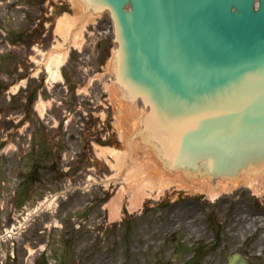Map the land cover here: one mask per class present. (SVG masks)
<instances>
[{
	"label": "rangeland",
	"instance_id": "1",
	"mask_svg": "<svg viewBox=\"0 0 264 264\" xmlns=\"http://www.w3.org/2000/svg\"><path fill=\"white\" fill-rule=\"evenodd\" d=\"M79 14L72 0H0V264H203L211 257L227 264L234 253L264 264L257 244L264 197L247 188L213 201L155 188L131 210L132 187L144 175L128 179V169L102 154L129 151L120 137L129 127L125 102L109 92L112 21L89 18L74 46L56 28ZM59 43L67 57L56 82L49 71L58 54L50 53ZM117 196L122 205L112 220ZM230 198L258 210L263 228L232 240ZM195 215L204 234L189 238L186 223Z\"/></svg>",
	"mask_w": 264,
	"mask_h": 264
},
{
	"label": "water",
	"instance_id": "2",
	"mask_svg": "<svg viewBox=\"0 0 264 264\" xmlns=\"http://www.w3.org/2000/svg\"><path fill=\"white\" fill-rule=\"evenodd\" d=\"M85 1L112 20L117 83L152 133L136 138L165 168L216 181L264 163V0Z\"/></svg>",
	"mask_w": 264,
	"mask_h": 264
},
{
	"label": "bare ground",
	"instance_id": "3",
	"mask_svg": "<svg viewBox=\"0 0 264 264\" xmlns=\"http://www.w3.org/2000/svg\"><path fill=\"white\" fill-rule=\"evenodd\" d=\"M72 1L75 8L80 10V14L78 17L64 16L60 19L58 21L56 33L63 38L64 42H66L68 37L70 43L74 46H81V41H79L81 38V31L87 20L94 17L95 13L92 10H87V3L85 0ZM50 54L52 57L54 54H58V59L53 63L57 67L66 59L67 49L63 48L62 44L59 43ZM109 70L113 73V78H115V60L110 64ZM51 74L52 76L55 75L61 77L59 69L52 71ZM109 92L112 97H122L120 88L117 84L110 87ZM43 107L44 104L41 103L39 109H42ZM125 107L127 109L125 114L128 117L129 123L132 118V125H130V127L133 132H136L134 135V138H136L140 130L139 123L136 125L139 116L135 113H133V115L130 114V107ZM145 134H149V130H145ZM136 141H138L140 146L134 143L133 148L129 151L130 153H122L115 149L102 150L103 156L109 154L117 162H120L116 167L122 166L128 169L126 172V177L128 179L135 178L138 175H144L142 182L132 187L134 197L131 209L140 206L141 200L146 195V190H154L155 188L159 190V193H163L165 188L176 187L180 190L204 194L211 201L218 199L223 193H230L241 187L247 188L256 197H264V163L241 172V178L216 175V181H211L209 172L202 177H191L186 171H171L165 168L164 166L169 160L166 158L163 160L159 157L156 151L157 144L155 145L154 141H143V135ZM154 171L155 174H157V176H155L157 180H154ZM155 183H157L158 186H156ZM121 199L122 196L119 197V200L116 199L114 203H112L110 207L111 218L117 216L118 210L116 207ZM229 204L235 207L228 220V229L231 231L230 236L233 237L232 240L235 241L240 237L244 238L247 235L251 236L258 232L259 229L263 228V221L259 215L260 212L247 207L245 205L246 200L230 198ZM197 223L198 216L196 215L186 223V228L190 231L189 238L194 235L202 236L204 234L203 229ZM257 244L260 246L259 252H264V233L259 237ZM237 248H233V251L237 250ZM213 258L214 257L206 258L203 264H214Z\"/></svg>",
	"mask_w": 264,
	"mask_h": 264
}]
</instances>
